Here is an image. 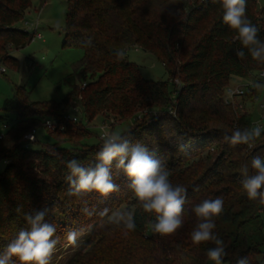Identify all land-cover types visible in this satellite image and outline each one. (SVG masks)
Returning <instances> with one entry per match:
<instances>
[{
  "label": "trees",
  "instance_id": "1",
  "mask_svg": "<svg viewBox=\"0 0 264 264\" xmlns=\"http://www.w3.org/2000/svg\"><path fill=\"white\" fill-rule=\"evenodd\" d=\"M34 1L0 0L1 64H11V49H23L34 39V34L18 27ZM38 1L42 6L48 0ZM255 2L247 0L246 14L264 40V9L260 18ZM222 15L218 0H68L63 48L83 53L65 80L69 92L59 102H34L18 87L5 115L0 114L3 123L14 116L9 128L4 124L8 130L0 137V162H7L0 172V253L28 228L25 213L47 210L46 220L55 224L62 241H67L70 231L92 227L86 245L66 264H209L213 261L207 250L215 244L191 242L198 223L192 209L205 199L221 198L224 211L215 218L214 232L224 242L223 263L237 264L246 257L249 264H262L264 205L247 198L241 167L250 166L254 155L264 157V132L254 149L232 146L223 136L236 127L253 126L248 111L239 112L226 101L230 79L251 80L238 98L242 104L256 105L264 91L253 84H264L260 77L264 63L252 60L247 50L244 59L237 57L242 46ZM132 48L158 59L168 81L145 80L125 55L117 58L118 50L126 53ZM176 78L181 84L177 90ZM76 108L89 122L108 113L120 121H132L133 126L121 134L130 144L139 143L162 159L170 181L187 189L180 229L167 236L152 230L155 214L142 210L115 161L112 172L119 191L107 197L95 191L68 195L67 162L76 159L84 167H95L103 143L86 145L93 134L83 119L66 120ZM145 110L152 111L138 122ZM48 120L57 122V127L45 128ZM42 126L54 141L43 144L41 150H29L23 137ZM127 204L134 213L132 231L108 222L119 206ZM103 209L109 210L108 216L99 215ZM67 213L64 222L58 219Z\"/></svg>",
  "mask_w": 264,
  "mask_h": 264
},
{
  "label": "clouds",
  "instance_id": "2",
  "mask_svg": "<svg viewBox=\"0 0 264 264\" xmlns=\"http://www.w3.org/2000/svg\"><path fill=\"white\" fill-rule=\"evenodd\" d=\"M223 10V23L235 33L234 40L239 41L241 49L236 51L237 57L244 59L247 54L251 59L264 63V40L258 36L259 29L247 18V0H218ZM123 50H118L116 56L122 59ZM253 87L264 91V84L254 83ZM50 124V122H49ZM264 132L259 124L249 128L236 127L230 134L225 133L223 140L232 145H245L249 149L256 147V141ZM30 139L32 137H29ZM102 146L96 153L95 167L82 166L76 159L67 162L69 196L83 193L97 192L107 197L119 191V185L114 182L112 166L115 161L117 172L129 179V189L136 198L139 206L145 213L155 214L156 221L151 225L152 230L162 236L175 233L183 226V212L186 202L187 189L170 181V172L162 159L154 157L141 144H130L120 132H105L102 135ZM183 148V145H180ZM244 177L242 188L247 198L258 200L264 205V157L254 155L249 164L241 167ZM20 211V209H17ZM85 212L91 214L87 208ZM192 211L198 218V223L190 234L191 242L200 245L213 242L215 247L207 250V257L214 264H223L226 255L224 242L214 232L215 218L224 211V202L221 198L205 199L194 206ZM108 209H103L99 215L108 216ZM47 210L25 213L24 221L27 229H22L15 239L0 253V264H50L60 237L56 236L55 224L46 220ZM108 222L120 226L125 230H135L134 213L128 210L113 212ZM78 233H67L69 245H75ZM237 264H249L246 257L239 258Z\"/></svg>",
  "mask_w": 264,
  "mask_h": 264
},
{
  "label": "rangeland",
  "instance_id": "3",
  "mask_svg": "<svg viewBox=\"0 0 264 264\" xmlns=\"http://www.w3.org/2000/svg\"><path fill=\"white\" fill-rule=\"evenodd\" d=\"M256 13L262 18V9H264V0H255ZM68 11V0H48L46 4L40 6L38 0L33 3V8L27 13L24 20L18 25L20 29L26 30L31 34L40 35L41 39L34 38L25 48L20 50L11 49L9 65L1 64L0 69L4 68L6 72L0 74V114L5 115L4 109L12 100L15 90L18 87H23L31 101L46 102L61 101L69 92L70 87L65 84V80L73 73L74 67L79 60L82 59L83 53L78 49H64L65 41V21ZM263 21V20H262ZM264 27V22L261 23ZM191 48V47H190ZM186 50V55L191 49ZM184 56V58L186 57ZM126 59L136 64L142 77L148 81H168L169 75L163 64L156 59L152 54L142 51L141 49H129L125 53ZM14 68L13 66H16ZM175 89H180V81L174 79ZM252 85V81L232 77L225 91L240 88L243 92ZM237 103L242 104L240 98L236 99ZM264 94L261 101L256 105L242 104L243 111H248L252 115L253 125L259 124L264 127ZM152 110L142 111L141 118H137L138 122H142L144 115H150ZM72 116H76L79 120L83 119L84 124L92 132L93 136L87 138L85 144L93 146L101 143L99 139L101 127L105 126L108 132H124L130 129L133 124L130 119L120 121L112 114H107L103 117H96L92 121L84 119L80 109L77 112L71 111ZM138 115V114H137ZM7 122V123H6ZM14 123V116L9 115V118L4 123L0 121V137L3 136ZM37 144H29V150H41L43 144H50L54 140L42 127L35 131ZM102 144V143H101ZM5 168L4 161L0 162V172ZM102 203V201H100ZM99 203V204H101ZM105 204V203H102ZM129 204L121 205L115 211L128 210ZM76 213V212H75ZM61 215V214H60ZM58 219L64 222V219L69 217V214L60 216ZM63 219V220H62ZM92 227L85 226L78 230L77 240L75 245H69L67 241L60 240L56 250L51 258L50 264H66L71 256L80 250L87 243ZM65 232H63L64 234ZM264 264V259L261 260ZM214 264V262L209 263ZM224 264V263H223Z\"/></svg>",
  "mask_w": 264,
  "mask_h": 264
},
{
  "label": "built area",
  "instance_id": "4",
  "mask_svg": "<svg viewBox=\"0 0 264 264\" xmlns=\"http://www.w3.org/2000/svg\"><path fill=\"white\" fill-rule=\"evenodd\" d=\"M34 38H37V39H41L40 35H35L34 34ZM6 72V70L4 68H1L0 69V74H4ZM260 77L264 79V72H262L260 74ZM243 91L240 89V88H236L234 90H228L227 92V97H226V101L227 103H230L231 105H233L234 107H237L240 111H243V107L241 105H238L237 104V101L236 99L243 95ZM262 109L264 110V104L261 106ZM77 108L74 109L73 111L74 112H77ZM66 120L67 121H72V122H79L80 120L76 117V116H72L71 114H69L67 117H66ZM50 122V124H49ZM44 127L47 128V129H54L57 127V122L53 121V120H48L45 122L44 124ZM101 134H100V137L99 139L102 141V135L105 133V132H108V129L107 127L105 126H102L101 127ZM35 131H32L31 133H28L26 134L24 137H23V142L27 145L29 144H32V143H35L37 142V139H36V135H35ZM29 137H32L31 139ZM103 142V141H102ZM4 164H7L6 161H4Z\"/></svg>",
  "mask_w": 264,
  "mask_h": 264
}]
</instances>
